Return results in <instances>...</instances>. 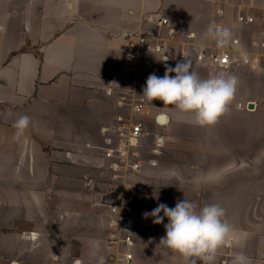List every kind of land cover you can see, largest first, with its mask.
I'll return each instance as SVG.
<instances>
[{"label":"crops","instance_id":"0c3cea01","mask_svg":"<svg viewBox=\"0 0 264 264\" xmlns=\"http://www.w3.org/2000/svg\"><path fill=\"white\" fill-rule=\"evenodd\" d=\"M245 2L256 4L251 8L254 24L241 30L231 27L229 17L224 22L250 48L252 41L264 40V0ZM216 8L213 0H0V214L8 216L12 226H19L0 240L1 245L6 243L2 247L8 248L0 255V264H43L57 254L65 257L66 264L78 259L81 264H96L88 247L92 239L101 242L106 264H114L108 260L106 238L94 234L91 223L95 216L106 220L100 225L106 235V215L93 203L97 183L94 174L102 161L105 127L115 115L114 101L105 90L121 84L114 77L126 58L130 35L141 34L144 40L151 36L163 38L172 27L180 34L196 32L204 44L208 42L203 38L208 25L217 24ZM155 14L168 16L170 23L157 27L149 19ZM168 45V61L152 55L154 73L160 77L165 65L175 67L184 60L178 53L187 49L176 43ZM188 59L201 78L221 71L238 78L229 111L210 127L195 125L191 115L164 106L160 100H153L143 114L149 124L146 142L153 146L152 154L170 166L179 161L188 173L184 175V188L175 187L181 193L176 195H187L190 201L203 206L215 203L217 193L223 198L241 193L237 175L250 176L253 182V168L264 166V143L238 141L239 137L247 138V129L252 125L257 130L255 135L259 131L264 134V66L259 71L247 66L204 67L195 62L193 52ZM250 102L255 104L254 109L247 108ZM160 113L169 116L166 126L154 121ZM22 115L30 117L31 123L16 141L13 123ZM83 121L86 126H82ZM158 127L163 130L158 131ZM157 136L162 140L153 145ZM224 137L232 139L228 140L231 148L220 142ZM235 157L241 159L235 167L238 173L233 171ZM153 162L155 168L159 162ZM54 165L76 171L72 174L75 188L59 186L65 177ZM192 174L198 175L197 179ZM153 177L159 176L155 173ZM261 177L264 179V174ZM142 191L149 198L144 206L150 211L159 203L168 204L177 198ZM247 195L242 193V197ZM77 205L82 208L75 209ZM226 213L232 228L227 239L234 241L233 254L244 252L249 257L260 253L263 222H240L237 208L232 214ZM79 215L85 220L78 219ZM166 221L148 222L139 229L134 259L129 264H184L182 257L159 245ZM2 227L8 228L6 224ZM30 231L37 239L21 235ZM73 243L77 244V253H73ZM232 256L228 258L230 264ZM215 264H219L217 260Z\"/></svg>","mask_w":264,"mask_h":264},{"label":"built area","instance_id":"2783aa9c","mask_svg":"<svg viewBox=\"0 0 264 264\" xmlns=\"http://www.w3.org/2000/svg\"><path fill=\"white\" fill-rule=\"evenodd\" d=\"M213 1L217 3L215 15L219 18L218 25H225L227 17L233 21L231 27L234 29L244 30L255 23L251 8L256 4L251 6L245 0ZM262 9L264 10V6ZM149 19L157 27H164L170 23L169 17L164 14H155ZM262 19L264 21V14ZM262 33L264 35V29ZM144 39L141 34L129 36L126 58L119 74L114 77L115 80L116 78L121 80V84L119 86L112 84L105 90L106 95L114 101L116 113L111 124L105 128L102 161L96 168L99 173L94 186L97 191L94 193L93 203L106 215L108 231L106 242L112 249L114 264H129L133 261L136 234L142 226L153 221L151 217L147 219L143 217L144 212H150L144 206L149 198L135 184V180H142L151 166V161L145 157L146 139L150 133L149 124L143 114L150 103L142 94L147 77L154 73L155 61L152 55H156L159 60L165 57L169 59L168 44L176 43L187 46L186 51L178 53L180 58L188 59L193 52L195 61L204 67L230 69L234 66H247L251 70L259 71L264 66V40H254L248 48L242 36H234L228 48L220 49L216 47L214 41L201 44L196 32L180 34L172 27L167 29V37L151 36ZM156 117L157 115L154 117L155 123ZM156 144L158 145V140ZM29 237L37 239L34 232L30 233ZM229 244L230 240L225 246ZM45 264H62V259L55 255Z\"/></svg>","mask_w":264,"mask_h":264},{"label":"clouds","instance_id":"9594fccd","mask_svg":"<svg viewBox=\"0 0 264 264\" xmlns=\"http://www.w3.org/2000/svg\"><path fill=\"white\" fill-rule=\"evenodd\" d=\"M203 38L214 41L217 48L226 49L234 39V32L231 27L211 22ZM167 59L165 57L161 61ZM165 69L162 77L155 73L147 77L142 97L148 103L160 100L164 106L171 105L170 108L191 115L192 122L200 127L214 126L229 111L239 83L235 75L221 71L201 78L192 70L191 60L185 57L175 67L165 65ZM30 123L27 115L17 118L13 123V139L19 141ZM156 123L166 126L169 116L160 113ZM143 217H151L154 224H161L167 218L165 235L160 238L159 245L182 257L184 264H215L232 230L226 219V209L218 203L198 206L187 199L178 200L175 207L159 203L150 212H144ZM88 247L96 264H106L99 240H89ZM231 264H251V260L244 252H238L234 254Z\"/></svg>","mask_w":264,"mask_h":264},{"label":"rangeland","instance_id":"374dc122","mask_svg":"<svg viewBox=\"0 0 264 264\" xmlns=\"http://www.w3.org/2000/svg\"><path fill=\"white\" fill-rule=\"evenodd\" d=\"M218 20H219V18H217V22H218ZM178 56H179V54H178ZM260 93H262V92H260ZM115 113H116V110H115ZM84 122L85 121H83L82 126H86V124ZM162 130H163V127H160V128L158 127V131H162ZM247 131H248V133H246L247 138H244V137L238 138V141L241 144L242 143H244V144L250 143L251 144V142L252 143L254 142V144L264 143V134H262L260 131L258 132V134L257 133H256V135L254 134V132H257L254 125H252L251 129L249 127L247 129ZM248 136H250V137H248ZM149 140H152V138H149ZM228 140H232V139L231 138L227 139V137H224L223 139L220 140V142L225 144L228 148H231V145L228 143ZM81 144H83V143H81ZM147 144H148L147 150L149 153L147 152L145 157L147 158V160H150L151 162L158 160L159 164L157 163L158 165L155 168H153L152 166L148 167V173L147 174L145 173L142 177V179H144V181L141 179L135 180L136 186L138 185L139 190L145 189L147 192H152V194H157V195H162V196H166V195L167 196H171V195L176 196L177 198H175L173 200V202H168L167 205L169 207H175V204L178 200H183V199L189 200L187 195H182V196L176 195V194H181V193H178L179 191L177 189H175V187L181 188V186H182L184 188V186H183V184H184L183 180H185L184 175H185V173L188 174L187 172L184 171V169L182 167L183 165L179 161L178 162L175 161L176 163H173L172 166L165 164V162L163 161V158L158 159L157 157H155L152 154L153 146L150 145L148 142H147ZM154 144H156L155 141L153 142V145ZM97 152H99V151H97ZM233 159H234V165H233L234 168L232 167L233 171L235 173H238L237 170L239 168H235V167L240 164L239 162H241V159H240V157H239V160L236 159V157ZM60 166H55V165L53 166L56 169L60 168L61 174L66 178V179L64 178L63 180L61 178L60 182L58 183L59 186L65 187L66 189L75 188L77 185V182L74 180L75 178H73L74 176L72 174H73V172L76 173V171H74L72 168H69L67 166H61V167ZM98 173H99L98 170L95 169V174H94L95 179L98 177ZM155 173H156V176H159V177H153V175ZM148 174L152 175V177L150 179L148 177L145 178V176H147ZM263 174H264V166L259 165V166L253 168V175H254L253 182L251 181L252 179L249 180L250 176L245 178V177H242L240 174L237 175V179H238L237 184L239 185V190H242V192L237 193L238 195L236 193L230 194L233 196L228 197V198H223L224 196H220L217 193V201L216 202L218 204H220L222 207H224L227 212L229 211L230 214L235 212V209L237 208L238 211H240V213L238 215L240 222L243 221L245 224H248V223H252V221H256V219H258L257 221L259 223L263 222V224H264V219L262 218L264 216V214H263L264 211L262 209L263 204H264V179H262V177H261V175H263ZM192 176L197 179L198 175L192 174ZM151 180H153L154 182L148 183L149 181L151 182ZM192 187H196V185L193 183ZM93 191H94V193L97 191L96 187L93 188ZM242 193L248 194L247 197L246 198L242 197ZM78 206L79 205H77L74 208L75 209L76 208L77 209L82 208L81 206H79V207ZM50 214L52 215L53 213H50ZM251 214H252V217H250ZM78 219L85 220V217L82 215H79ZM8 220H9L8 216H6L5 214H0V238H2L0 240H3V238H4L3 235H5L9 232H16L19 228V226L16 225V223L13 224V226H12V222H10ZM105 221L100 216H95L94 221H91V223H93V225H94V230H95L94 234L102 235L104 238H107V236H108L107 230H106V235H105L104 231L101 230V228H104L101 226H103V223H105ZM5 224L8 226L7 229H4L2 227ZM255 224L257 225V223H255ZM21 231H23V230H21ZM96 231H98L99 233H97ZM18 232H20V230ZM30 233H32V231L22 232L21 235L24 236L27 234V236L29 237ZM92 234H93V232H92ZM229 240H230L229 246H227V247L223 246L218 253L217 263H219V264H230L228 258L231 257L233 254L232 250H233V246H234V243H233L234 241L231 238L227 239V241H229ZM0 242H2V241H0ZM5 244H6L5 242L2 243V245H5ZM2 245L0 244V255H4L3 251L5 249H8V248H5V246L2 247ZM262 245L263 246H262L260 253H257V254L253 253V255L249 256V258L251 260V264H264V243ZM72 248H73V253L74 252L77 253V244L76 243H73ZM111 252H112V249H110V254L108 256V260H109V262L114 263L113 255L111 254ZM231 252H232V254H231ZM57 255H59V254H57ZM60 257L62 259V264H66L67 260L65 259V257L62 255H59V258ZM227 259H228V261H227ZM78 260H80V259H78ZM76 262H77V260L73 261L71 264H74V263L76 264ZM80 262H81V260H80ZM45 263H47V262H45Z\"/></svg>","mask_w":264,"mask_h":264},{"label":"water","instance_id":"95a60500","mask_svg":"<svg viewBox=\"0 0 264 264\" xmlns=\"http://www.w3.org/2000/svg\"><path fill=\"white\" fill-rule=\"evenodd\" d=\"M254 107H255V104H254L253 102H250V103L247 105V108H248V109H254ZM157 140H158V142L161 141V140H162V137H161V136H158V137H157ZM156 151H157V150H156ZM152 163H154V162H152ZM76 264H81L80 260H77Z\"/></svg>","mask_w":264,"mask_h":264}]
</instances>
